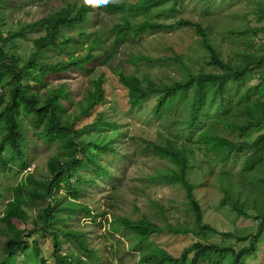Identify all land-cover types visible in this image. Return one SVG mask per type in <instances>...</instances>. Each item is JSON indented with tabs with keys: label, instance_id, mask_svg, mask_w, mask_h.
Instances as JSON below:
<instances>
[{
	"label": "trees",
	"instance_id": "1",
	"mask_svg": "<svg viewBox=\"0 0 264 264\" xmlns=\"http://www.w3.org/2000/svg\"><path fill=\"white\" fill-rule=\"evenodd\" d=\"M38 1L40 7L33 9L37 11L42 5L46 9L32 13L38 17L20 19L15 29L0 27V172L16 167L27 170L36 162L25 124L34 130L32 135L42 140V150H55L46 159L47 173L41 174L35 167L9 185L8 191L0 189V198L5 201L0 213V264H16L26 258L23 264L44 262L40 238L45 236L53 248V264L100 262L91 260L98 251L91 243V225L82 223V227L77 221L81 214L94 220L100 215L80 198L88 183H95L99 176L114 175L109 162L118 155L116 140L121 136L122 141L124 133L117 130L111 136H85L91 128L111 121L106 110L83 126L79 120L108 101V78L104 72L93 75L72 112L68 111L72 98L67 81L41 87L52 73L81 67L92 70L90 65L95 59L103 52L106 59L113 57L110 49L122 42L135 45L144 33L181 25L193 27L200 35L195 40L198 51L193 56L170 48V56L132 50L128 57L132 63L174 60L182 68L181 77L155 81L150 76H140L133 66L115 63L111 69L125 91L129 113L138 111L148 125H159L158 137L142 146L163 162L155 167L154 179L183 190L187 218L175 222L164 218L159 222L144 214L121 216L115 210L100 214H112L111 228L133 237L141 263L249 264L261 252L264 238V132L249 139L253 130L264 126V47L254 42L264 29L247 23L235 26L230 21L217 34L219 19L207 13L199 20H168L163 15L165 5L182 0H109L92 5L85 0ZM59 1L60 6H55ZM7 3L0 0L2 25L7 23L11 9L19 10L24 5L11 8L6 7ZM257 5V12L262 14L259 17H264V0ZM23 10L30 12L31 8L23 6ZM104 12L118 14V20L100 30L97 25L104 22ZM29 30L39 35L31 39V52L22 55L17 41L30 38ZM112 34L114 39L108 44ZM227 38L243 48L233 54L227 52ZM53 50L57 52L55 61L49 59ZM62 54L65 59L58 60L57 55ZM250 78L254 83L247 85ZM115 107L111 105L113 111ZM240 153L245 158L238 173L226 169L232 156ZM204 177L213 180L222 193L220 205L239 216L254 217L256 230L241 236L219 231L205 221L204 207L196 193ZM154 205L161 213L165 211L158 202ZM208 231L223 239L208 238ZM161 234H192L194 240L179 255H173L154 240ZM229 237L241 245L223 243Z\"/></svg>",
	"mask_w": 264,
	"mask_h": 264
},
{
	"label": "rangeland",
	"instance_id": "2",
	"mask_svg": "<svg viewBox=\"0 0 264 264\" xmlns=\"http://www.w3.org/2000/svg\"><path fill=\"white\" fill-rule=\"evenodd\" d=\"M7 1L6 7L14 8V5L21 3H24V5H22V8L19 10L11 9L9 11L6 19L7 23L4 25H2V23L0 24V27L5 30H8V26L15 29L20 19L24 21L32 20L39 16L32 13L39 14L46 10L43 5L39 10H34L40 7V1L38 0H13L14 4L11 3L10 0ZM259 1L260 0H182L180 2H168L165 5V12L163 15H165L168 20L181 17L199 20V16L203 13L217 16L219 21L216 26L220 27V29L216 30L217 34L222 27L229 26L230 21H234L235 26L247 23L251 27L264 29V17L262 16L260 18L259 16L262 14L257 12V3ZM60 3H62V1H59L55 6H60ZM23 6H28L31 8V11L27 12L23 10ZM102 20L104 22L97 25V29H108L118 20V14L107 15L104 12ZM29 32L31 34L30 38H20L19 41H17L19 44V52L22 55H28L31 52L33 48L31 39L39 35L36 31L29 30ZM197 38H200V35H198L196 29L188 25L147 32L140 37V41L135 43V45L132 44L127 46L131 44V42L128 41L127 43H120L118 47L111 48L109 52L113 57L109 59H106V54L103 52V54L90 65V67L93 68L92 70L81 67L72 68L66 72L52 73L45 78V85L41 87V89H44L47 86H55L60 82L67 81L70 85V94L72 98V104L68 105V111L72 112L77 109V102L89 87L93 75L98 72H104L108 78V101L106 103H101L88 116H84L79 120L80 126H83L93 122L97 113L106 110L105 115H108L109 118L111 117V121H108L107 124L91 128V130L85 132V136L91 137L93 134H97L99 137L104 134L111 136L117 130H120L121 134L124 133L123 140L121 141V136H119L115 145L118 156L122 161L117 164L113 156L112 161L109 162L113 171L117 169L114 175L109 176V178L106 176H99L96 178L95 183H88L85 186L84 196L80 198V200L90 204L94 214L100 215L94 220L92 217L81 214L77 220L82 227V223L91 225L89 231L91 243L98 250L91 260H99L100 262L97 264H146L139 261L140 252L139 248L135 246L133 237H130L121 229H112L110 222L113 220V215L109 213L102 216L100 214L101 211L109 210V212H112L115 210L121 216L126 214L130 217H137L144 214L159 222H163L164 218L170 222H175L177 220L181 221L187 218L186 208L183 203L185 200L183 190L176 185L154 179L155 167L162 166L163 162L158 156H154L148 149L145 150L142 146V143L154 139L155 136L158 137V130L160 127L158 124L148 125L145 121V117L139 116L138 111L129 113L127 99L124 95L125 91L120 89L115 78H113L114 73L111 69V64L118 63L124 66H133L140 76H150L151 79L155 81L159 79L171 80L179 78L183 73L182 68L174 60L158 63H147L145 61L132 63L128 60L130 55L129 51L147 52L156 56H170L172 55L170 48H174L179 52L190 53V55L193 56L198 51V46L195 43ZM254 38L256 44L264 47V31ZM113 39V34L108 36V44ZM227 40L228 42L224 45L227 52L233 54L243 48V45L240 46L233 43L230 38H227ZM56 53L55 50L50 51L49 59L55 61ZM57 59L64 60L65 55H57ZM251 83H254V78H250L246 82L247 85ZM30 84L35 85L33 81H30ZM112 104L116 106L114 111L111 109ZM112 119L116 121L115 124H111L113 123ZM24 130H26L27 140H29V138L31 140L32 159L36 162L32 163L27 170L16 167L6 173L0 172V189L2 190L6 189L8 191L9 185L16 183L24 174H27V172H30L35 167H37L38 172L41 174L48 172L46 159L54 153L55 148H49L45 151L42 150V140L32 135L34 130L28 124H25ZM261 132H264V126L259 130H253L249 135V139H254ZM226 134L230 135L228 133ZM244 158L245 155L241 153L234 154L230 160L231 162H228L225 168L238 173ZM203 180L204 181L198 187L196 193L203 204L206 222L219 231H232L234 234L241 236L247 235L252 230H256L257 220L254 217L239 216L232 212L228 206H221L219 202L222 198V193L218 191L215 182L207 177H204ZM3 202L5 203V201L0 198V213L3 212L5 207ZM154 202L161 204L165 211L161 213L160 208L155 206ZM249 212L251 213L252 210ZM207 236L214 241H217L221 237L212 231H208ZM40 240L42 242V255L45 261L37 262L35 260V264H53V248L49 237L45 236L40 238ZM154 240L160 245L162 244L165 246L173 255H179L184 248L188 247L192 240H194V236L192 234H161L157 235ZM223 243H226V245H241L234 237L224 239ZM261 248V252L255 258H251L249 264H264V238L261 243ZM62 250H65L64 244ZM26 261L27 258L16 264H23Z\"/></svg>",
	"mask_w": 264,
	"mask_h": 264
},
{
	"label": "clouds",
	"instance_id": "3",
	"mask_svg": "<svg viewBox=\"0 0 264 264\" xmlns=\"http://www.w3.org/2000/svg\"><path fill=\"white\" fill-rule=\"evenodd\" d=\"M101 2H103V3H108L109 0H85V3H86V4H89V5L97 4V3H101ZM122 135H123V133H122ZM121 161H122L121 158L117 155V156L115 157V162L118 164V162H121ZM116 170H117V169H116ZM116 170L113 171V172H116ZM91 183H92V182H91Z\"/></svg>",
	"mask_w": 264,
	"mask_h": 264
}]
</instances>
